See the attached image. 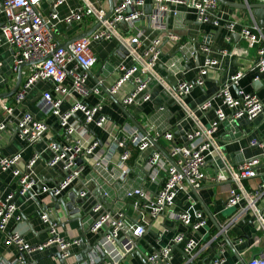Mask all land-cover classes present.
Segmentation results:
<instances>
[{"label": "built area", "instance_id": "2783aa9c", "mask_svg": "<svg viewBox=\"0 0 264 264\" xmlns=\"http://www.w3.org/2000/svg\"><path fill=\"white\" fill-rule=\"evenodd\" d=\"M44 0H0V45L6 42L13 52V71L22 73V83L13 97V104L4 101L1 104L2 117L0 118V132L5 130L11 117L14 116L15 107L20 106L27 98L29 91L39 81H48L52 87L43 92L40 109L44 115L53 116L59 124V137L57 141L48 144L52 157L48 164L51 168L61 166L64 176L52 186L41 184L35 173V165L41 158L40 151L35 150L31 157L20 167L22 153L5 155L0 149V174L12 170L17 180V189L6 196L0 195V232L5 234V241L14 245L20 256H25V264H39L30 260L34 252L57 247L62 259L76 257L79 264H120L128 255L138 251V241L148 230V223L144 222L145 215L153 220L168 218L173 222L181 223L190 232L199 234L198 238L178 234L173 242L159 250L147 254L149 264H172V252L175 245L183 244L185 253L181 264H190L196 257H200L212 247L217 237L205 241V232L208 229V219L203 212H197L193 220L186 212L175 210V199L180 192L188 191V185L199 190L205 180L204 167L210 158L219 157L225 162V168L220 169L215 176L217 182L231 181L232 186L226 201L228 208H235L225 225L220 228L217 236L225 235L235 224H238L247 215H252V221L261 232L264 240V208H260L259 201L264 196V182L259 188L249 190L245 180L255 178L260 173L261 162L264 161V151L256 158L245 160L238 170L232 169L227 163L222 146L215 134L219 125L229 117L233 120L246 118L253 122L264 113V102L254 93H248L240 87L243 72L231 76L221 85L214 96L209 97L194 109L187 104V97L195 89L203 87L212 68L218 65V60L209 55V47L203 43L200 52L204 54V61L198 68L197 76L191 81L172 84L162 77L155 66L162 55V44L166 37L175 40V34H168L164 22L166 14L171 12L169 5L181 4L193 8L200 23L220 25L217 15L218 0H154L156 10L148 12L145 0H115L112 13L107 17L106 11L98 8L91 0H83V4L73 9L63 21L68 24H83L87 19L95 20L100 25L89 36L83 37L64 48L56 37L59 15L54 12L48 17L41 14V5ZM66 0H58L56 5ZM264 3V0H260ZM147 19L148 29L143 28L142 21ZM126 24L131 38L119 31L121 24ZM229 32L239 33L245 40L257 45L256 68L264 73V31L258 24L238 29L235 21L225 24ZM117 38L120 49L126 51L131 58V64L120 63L117 70L120 73L118 81L108 88L111 96L121 92L126 83L132 85L131 91L122 99L124 106H131L151 99V89L155 84L164 88L165 97L182 107L185 119L193 120L195 127L183 132L184 142L177 141L174 131L164 133L156 132L150 128L149 133H141L129 124L123 126L119 134L114 137L111 150L119 155L116 170L120 173V180L126 182L132 172L128 164L132 149L140 153L146 151L163 138L169 144V161L161 152L154 150L146 160L145 170L148 179L157 188L153 195H149L147 188H134L125 194L127 202L116 210L105 206L103 200L97 201L90 213L98 215L91 220L94 222L90 231L98 235L87 257L81 253L71 252L72 247L82 248V236L67 238L60 235L59 207H48L40 213L41 220L47 230V240L39 244L28 243L24 235L17 229L8 230L11 221L21 223L23 215L18 212L15 197L20 194L29 199L42 195H51L57 199L63 197L85 199L90 192V180L81 182V178L88 166V161L99 146L97 138L89 132L88 126L95 124L101 128L107 120L106 116H98L104 99L96 104H88L86 98L91 94L100 95V87H90L88 80L91 69L98 63L99 58L92 51V44L102 39ZM176 64H172L170 71L174 72ZM2 63L0 62V73ZM70 78L71 82L67 83ZM233 89L236 93H233ZM64 96L76 95L77 98L67 110H62L64 97H57L54 93ZM220 105L214 106L216 101ZM230 110L228 115L224 108ZM166 105L159 106L165 110ZM215 109L216 118L203 124L198 113L205 114ZM81 114L82 120L76 119ZM17 129L20 138L27 146H35L43 140L49 126L43 120L37 119L31 112H26L17 120ZM180 131V130H179ZM156 135L152 138L151 133ZM178 132V131H177ZM179 135V134H178ZM253 146L264 147V141L253 140ZM112 158V157H111ZM110 158V159H111ZM104 160H98L96 166H103ZM108 196L107 191H101ZM102 198V197H101ZM81 205H79L80 207ZM139 212L138 223L128 226L130 211ZM86 245V242H85ZM226 243L222 241L215 249L213 264L225 262L223 254ZM81 254V255H80ZM17 263V261L15 262ZM14 264V263H12ZM247 264H264V252L251 258Z\"/></svg>", "mask_w": 264, "mask_h": 264}, {"label": "crops", "instance_id": "0c3cea01", "mask_svg": "<svg viewBox=\"0 0 264 264\" xmlns=\"http://www.w3.org/2000/svg\"><path fill=\"white\" fill-rule=\"evenodd\" d=\"M57 1L44 0L41 5V14L44 17H48L54 12L59 15L60 21L55 34L61 45L68 44L76 37L91 32L97 27L98 22L91 19H87L83 24H68L63 21L73 9L83 4V0H66L56 5ZM91 1L107 14L112 9L111 1L113 4L115 3V0ZM145 1L148 12L156 10L157 6L154 0ZM218 2L217 15L220 20L218 26L200 23L197 20L196 10L193 8L181 4L171 3L169 5L171 12L166 14L164 22L168 34H175L178 38L172 40L166 37L164 39L162 55L155 68L162 77L168 79L172 84L191 81L197 76L198 68L204 61V54L200 52V47L205 43L209 47V55L218 60V65L210 70L203 87L195 88L189 94L187 104L194 109L198 104L217 94L221 85L238 72L244 73L240 79V87L248 93L258 95L264 102V73L256 68L257 45L245 40L239 33L229 32L225 26L227 22L235 21L238 24V29L241 30L255 23L258 24L250 6L259 3L260 0H222ZM148 24L147 19L142 21L143 28L148 29ZM119 31L127 39L131 38L126 24L122 23ZM118 43L117 38H112L102 39L92 44V51L99 61L91 69L88 85L90 87L99 86L100 95L91 94L86 98V102L92 105L103 98L104 102L98 116L104 115L107 120L103 128L94 123L88 126L90 134L99 141V146L88 161V166L81 178L83 183L90 180L89 194L83 200L76 198L75 195L73 198L69 196L65 198L66 206L60 205L59 207L61 220L58 231L60 235L67 238L86 235L87 247L93 245L98 238L97 234L88 231L91 220L98 216L90 213L93 205L104 199L105 202H103L107 208L116 210L127 202L126 192L134 188L145 187L148 189L149 195H153L157 186L148 179L147 171L144 168L146 160L154 150H157L169 161V144L163 138L158 139L157 142L161 150L155 145L142 153L133 148L132 156L128 162L132 172L129 179L122 182L119 178L120 173L116 170L119 155L112 156V151L109 152L114 137L119 134L121 128L129 124L143 134L149 133L150 128H154L159 133L179 128L180 131L176 129L179 134L176 142L183 143L185 138L183 132L190 131L195 127L193 120L185 119L182 107L165 97L164 88L159 84L152 87L150 101L139 102L131 106L122 104L123 97L132 89L130 83H126L116 96H111L108 93V88H111L120 77L117 66L122 62L128 66L131 64V58L127 56L123 48L120 49ZM0 62L2 63L0 93H7L14 89L18 73L13 71V52L6 42L0 45ZM172 64H176L174 72L170 71ZM66 82L70 83L71 79L68 78ZM51 87L52 84L48 81L37 82L29 91L24 102L15 107L14 116L8 120L10 122L8 127L0 132V149L5 155L22 153L20 167L24 166L25 161L31 157L35 150L41 152L42 156L34 169L41 184L45 183L49 186L59 182L64 176L61 166L51 168L48 164L52 157L48 144L58 140L60 131L56 119L51 115H44L40 109L43 92ZM233 93H236L235 89H233ZM54 95L64 97L63 111H67L77 98L74 94L64 96L60 92L54 93ZM14 96L0 98V118L2 117L1 104L6 101L14 105ZM164 104L166 105L165 110H159V106ZM220 104L218 100L214 106L217 107ZM224 110L230 115V110L227 107ZM26 112H31L37 119L43 120L49 126L43 140L35 146H27L17 131V120ZM198 116L203 124H208L216 118V112L212 108L205 114L199 112ZM76 119L81 121L82 115L79 114ZM151 136L152 138L156 137L154 132L151 133ZM215 136L223 148L226 163L232 169L238 170L245 160L259 157L264 151V147L251 144L253 140L264 141V113L253 122L246 118L233 120L229 117L219 125ZM135 149L138 151L137 156L134 153ZM98 160H104L103 166H96ZM261 165L263 167L257 177L244 181L247 189L259 188L264 182V161L261 162ZM221 168H225V162L221 158H210L204 167L206 177L202 187L197 190L188 185V191L180 192L175 199V210L188 213L193 220L196 219L197 212L204 213L209 224L207 230H202V233L206 234L205 241L217 237L212 247L200 257H196L190 264H213L216 246L222 241L226 243L223 264H247L251 258L264 252V240L250 214L227 230L224 236H217L220 228L236 212L235 208L226 206L232 182H217L215 180V176ZM16 189L17 180L13 171L2 172L0 174V195L4 197ZM101 191H107L108 196H103ZM53 198L51 195H42L35 199H29L27 196L18 194L14 200L19 207L18 212L23 215V220L21 223L11 221L8 230L17 229L30 244L45 242L48 234L40 213L48 207L58 208L57 204H54ZM79 205L81 206L79 207ZM259 206L264 208V196L260 199ZM130 217L132 218L128 220V226L139 219V212L132 209ZM143 220L149 225L147 232L138 241L137 253L128 255L120 264H149L146 259L147 254L169 245L178 234L183 233L192 238L199 237V234L190 232L186 226L168 218L153 220L150 216L145 215ZM85 250L83 247H72L71 252L74 255L81 252L83 254ZM58 253L59 249L52 247L44 252H34L29 258L39 264H62L61 258L57 256ZM172 255V264H181L185 257L183 244L175 245ZM16 261L17 263H15ZM12 263L25 264V261L14 245L6 243L5 234L0 232V264ZM76 263L75 256L65 260V264Z\"/></svg>", "mask_w": 264, "mask_h": 264}, {"label": "water", "instance_id": "95a60500", "mask_svg": "<svg viewBox=\"0 0 264 264\" xmlns=\"http://www.w3.org/2000/svg\"><path fill=\"white\" fill-rule=\"evenodd\" d=\"M218 1H222V0H218ZM155 4H156V3H155ZM111 5H112V9H111V11L107 14V17H109V16L111 15L112 10H113V6H114V4H113L112 1H111ZM250 9L253 11V15H254V17H255V19H256L258 25H259V26L262 28V30L264 31V3H263V2H259V3L253 4V5L250 6ZM210 24L213 25L212 22H210ZM99 25H100V24L98 23L97 27H96L93 31L88 32V33H86V34H82V35L76 37L75 39L71 40L68 44L61 45V46L64 47V48H67V46H68L69 44H71V43H73V42H75V41H77V40H79V39H82L83 37L89 36L92 32H94V31L99 27ZM21 83H22V73L19 72V73H18V77H17V83H16L14 89H13L12 91H10V92H7V93H0V98L3 99V98H8V97H11V96L15 95L16 92L18 91V89H19ZM17 131H18V129H17ZM175 133H176V135L178 136V132L175 131ZM154 144H155V146H156L158 149H160L159 145H158L156 142H154ZM160 150H161V149H160ZM165 155H166V154H165ZM166 156H167V155H166ZM167 157H168V156H167ZM169 160H170V159H169ZM262 167H263V166L261 165V166H260V170H262ZM65 198H66V197H63V198H59V199H57V198L54 197V198H53V200H54V204H55V205L57 204V207H60V205H61V206H66V204H65ZM103 201H104V199H103ZM104 202H105V201H104ZM69 207H70V206H69ZM93 223H94V222H91L88 231H90V228H91V226L93 225ZM135 223H138V220H136ZM82 239L84 240L83 248L86 249V250L83 252V254L87 257V255L89 254V252H91V251L94 249V246H93V245H90V246L87 247V246L85 245V242H86V235H82ZM135 253H137V252H135ZM57 256H58L59 258H61V262H62V264H65V260L62 259L60 253H58ZM22 258H24V261H26V257H25L24 255L22 256ZM76 264H79V263L77 262Z\"/></svg>", "mask_w": 264, "mask_h": 264}, {"label": "trees", "instance_id": "16d2710c", "mask_svg": "<svg viewBox=\"0 0 264 264\" xmlns=\"http://www.w3.org/2000/svg\"><path fill=\"white\" fill-rule=\"evenodd\" d=\"M134 153H135V155L137 156V154H138V151L135 149V150H134Z\"/></svg>", "mask_w": 264, "mask_h": 264}]
</instances>
